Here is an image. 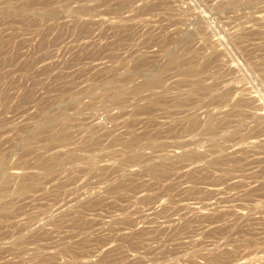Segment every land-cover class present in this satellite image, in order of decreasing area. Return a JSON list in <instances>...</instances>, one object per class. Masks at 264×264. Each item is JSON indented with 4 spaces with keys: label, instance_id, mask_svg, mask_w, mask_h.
Segmentation results:
<instances>
[{
    "label": "rangeland",
    "instance_id": "rangeland-1",
    "mask_svg": "<svg viewBox=\"0 0 264 264\" xmlns=\"http://www.w3.org/2000/svg\"><path fill=\"white\" fill-rule=\"evenodd\" d=\"M0 264H264V0H0Z\"/></svg>",
    "mask_w": 264,
    "mask_h": 264
},
{
    "label": "bare ground",
    "instance_id": "bare-ground-1",
    "mask_svg": "<svg viewBox=\"0 0 264 264\" xmlns=\"http://www.w3.org/2000/svg\"><path fill=\"white\" fill-rule=\"evenodd\" d=\"M234 114V113H233ZM236 116V115H235ZM192 122V121H191ZM238 122V121H237ZM197 157V156H196ZM242 159V158H241ZM243 160V159H242ZM260 160V159H259ZM213 162H215V161H213ZM250 163V162H249ZM41 166H43V165H41ZM11 169H20V170H23L24 169V167H21V166H19V165H15V166H11L10 167ZM195 172V171H194ZM214 180V179H213ZM224 181V180H223ZM121 241H123V242H125L124 241V239H122ZM114 251V250H113ZM61 252H62V254H67L69 257H72L73 256V250H72V248H71V246H68V245H66V246H64L62 249H61ZM75 253V252H74ZM105 257V256H104ZM106 258V257H105Z\"/></svg>",
    "mask_w": 264,
    "mask_h": 264
}]
</instances>
